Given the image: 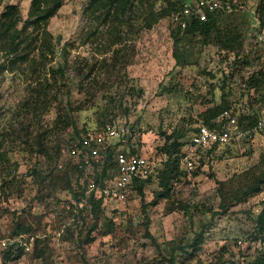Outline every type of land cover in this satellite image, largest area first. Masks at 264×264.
I'll use <instances>...</instances> for the list:
<instances>
[{"label": "rangeland", "instance_id": "374dc122", "mask_svg": "<svg viewBox=\"0 0 264 264\" xmlns=\"http://www.w3.org/2000/svg\"><path fill=\"white\" fill-rule=\"evenodd\" d=\"M30 1L2 0L0 15L16 6L23 29ZM132 1L130 12L115 20L100 10L107 0H98L96 11L86 8L91 0H61L39 31L23 30L20 53L29 51L30 63L11 66L8 40H0V264H252L264 255V243L249 235L264 204V186L242 196L263 166L264 134L204 156L172 182L169 198L155 199L167 159L165 135L184 129L185 141L203 122L200 115L220 104L222 92L233 111L251 119L264 113V67L255 45L264 0H237L243 9L220 15L208 37L182 38L176 48L188 61L184 66L172 57L171 14L150 29L139 27L149 10L194 0ZM115 40L117 60L112 52L102 54ZM43 43L53 45L52 57L39 58L34 47ZM230 73L260 79L238 104L232 101L237 91L228 88ZM104 123L131 127L126 149L155 167L142 195L131 191L127 200L102 203L96 216L90 204H79L76 181L99 178L100 166L74 173L73 191L62 188L64 171L73 164L56 149ZM18 224L27 230L12 236Z\"/></svg>", "mask_w": 264, "mask_h": 264}, {"label": "built area", "instance_id": "2783aa9c", "mask_svg": "<svg viewBox=\"0 0 264 264\" xmlns=\"http://www.w3.org/2000/svg\"><path fill=\"white\" fill-rule=\"evenodd\" d=\"M241 9L243 5L237 0H194L193 3L183 4L182 11L173 14L172 19L184 29L186 21L181 17L182 15L205 22L211 13L230 14ZM255 45L264 67V26L259 27L256 32ZM230 75L231 82L228 88L232 92L237 91L238 98L232 101L238 104V99L242 97V94L246 90L253 94L254 88L247 84L250 77H237L232 73ZM245 97L247 98V94ZM250 119L248 113L240 112L238 108L233 111L229 107L228 110L212 119L209 125L201 123L192 127L186 140L182 141L180 170L182 172L193 171L204 156L212 155L220 148L233 143L252 141L256 135L262 136L264 134V113ZM132 134L131 127L106 123L100 130L85 133L77 144L59 150L60 154L62 153L71 160L73 166L85 171L100 160L106 148L117 143L125 144L122 150L117 149L114 173L103 180V186H97L94 180L85 181L79 201L82 207L87 206L91 199H102V203L127 200L133 191L132 186L135 179L143 180L152 174L155 167L152 160L126 149L127 141L133 137ZM16 241L22 243L18 240L14 242Z\"/></svg>", "mask_w": 264, "mask_h": 264}, {"label": "trees", "instance_id": "16d2710c", "mask_svg": "<svg viewBox=\"0 0 264 264\" xmlns=\"http://www.w3.org/2000/svg\"><path fill=\"white\" fill-rule=\"evenodd\" d=\"M2 0H0L1 3ZM104 1V0H103ZM98 2V0H91L89 5L86 7L88 9H91L93 11H96L97 6L95 5ZM133 5L132 0H107L106 4H103L100 7L101 11H106L107 13H112L115 20L121 19L122 16H125L128 12H130V9ZM61 6V0H31L29 10L27 12V19L24 21L23 29H19L18 25L21 21L19 10L14 5L6 6L4 11L0 15V40H3L6 42L8 40V47L6 54L7 57L12 56L8 61L11 66H15L21 62L30 63V60L28 59L29 51L24 53H20V41L23 37V30L27 29L29 26H31L34 30L39 31L42 26H45V24L48 23V21L56 14L58 9ZM183 4H168L166 7L157 10L156 12L149 10L148 16L144 19L143 23L141 24V29H150L153 24L157 23L160 19H163L171 14L173 17V14L182 11ZM103 14H101L102 16ZM220 15H223L221 13H211L208 15L207 21H199L198 19L191 17V16H185L182 15L181 17L185 19L186 21V27L182 29L178 24H176L175 32L172 33V39L174 44V49L172 51V57L175 60L176 66H184L188 64V61L181 59V54L178 52L176 45L180 42V40L186 36L189 35H195L199 34L203 37H208L210 35V32L215 28L217 19ZM25 38V37H23ZM22 38V39H23ZM232 39L229 38L226 40L225 45H230ZM118 41L108 42L106 47H104V50L102 51V54H107L109 52H112V58L118 59L120 58V55H118L119 49L112 50V46L117 44ZM24 44V43H22ZM119 44V43H118ZM26 45V44H25ZM67 45V44H66ZM37 49L39 51V58H47L49 56L52 57L54 55L55 50L53 45L51 43H43V45H38L34 47V50ZM120 62H125L124 60H119ZM112 65V63H109ZM246 64H249L247 61ZM54 74V72L60 73V75H64L65 71L64 69H57L54 71L53 69H49ZM262 75V74H261ZM259 78L257 77H250L247 84L249 87L255 88L259 85ZM230 107V101H229V94L222 92L221 94V102L219 105H215L209 109H207L204 113H202L200 116H202L203 122L206 125L210 124V121L214 119L217 115L222 113L223 111L228 110ZM105 123L102 125L104 126ZM191 130H189L190 132ZM76 135H78V131H76ZM186 135L184 129L178 130V131H172L169 135H165V142L162 147L163 152L165 153L167 159L164 163V167L161 171L158 173V185H159V191L155 193V199H167L170 196L171 192V184L180 176L185 175L180 170L179 165V159H180V151L181 147L183 145V142L181 141L183 137ZM81 140L79 138L74 144L68 145L73 146L78 143V141ZM120 143H117L115 145H112L105 149L102 157L99 161L95 162V166H100V179L96 176L94 179V182L97 186H103V180L106 178H109L112 173H114V168L116 166L115 163V156L117 154L116 147ZM41 148V146H39ZM57 154L59 153V148L56 149ZM124 151V150H123ZM132 153H135V149L131 150ZM48 158H51L48 157ZM262 168L256 173V175H252L253 181L250 185L247 186L246 190L243 192L242 196H246L252 191H257L260 187L264 186V159L262 163ZM32 174H36L35 170L31 171ZM74 173L82 174V171L79 170L76 166H73V169L71 171L67 170L64 171L63 180L65 181L64 186L62 188H66L70 191H73V188L70 183V178ZM151 174L146 179H135L132 189L133 191L139 192V194L142 195V187L150 181ZM63 181V182H64ZM85 182L80 184V180L77 179L76 186L78 187L79 193L84 190ZM222 186V183H219ZM221 189V188H220ZM219 189V190H220ZM222 193V191H221ZM91 206V212H93L96 216L97 213L100 212V205L102 204V199H91L88 202V205ZM86 207V206H84ZM143 207H146V204H143ZM27 228L25 229L21 225H17L15 230L12 232V236H18L21 233L26 232ZM250 239L254 241H260L261 243H264V204L259 211V213L254 217L253 219V228L252 232L249 234ZM146 237L150 238L152 241H154V238L151 236V234L147 231ZM38 242V240H36ZM37 257H41L42 253H36ZM4 260L7 261L8 258L5 256ZM171 260V264H172ZM252 264H264V255L261 257L256 258Z\"/></svg>", "mask_w": 264, "mask_h": 264}]
</instances>
